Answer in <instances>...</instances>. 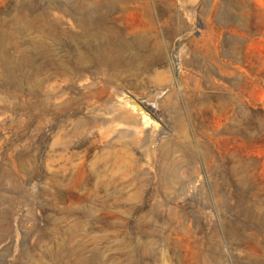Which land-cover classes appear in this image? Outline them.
Masks as SVG:
<instances>
[{"label": "rangeland", "instance_id": "obj_1", "mask_svg": "<svg viewBox=\"0 0 264 264\" xmlns=\"http://www.w3.org/2000/svg\"><path fill=\"white\" fill-rule=\"evenodd\" d=\"M0 264H264V0H0Z\"/></svg>", "mask_w": 264, "mask_h": 264}, {"label": "water", "instance_id": "obj_2", "mask_svg": "<svg viewBox=\"0 0 264 264\" xmlns=\"http://www.w3.org/2000/svg\"><path fill=\"white\" fill-rule=\"evenodd\" d=\"M131 102H133L135 105H136V107H135V111H133V113H131V114H134V115H138V117H139V122H137V123H135V127L134 128H136V127H141V128H144V126H145V122H148V124H149V122L151 123V118H150V114L143 108V106L142 105H140L137 101H135L134 99H131ZM145 117V118H144ZM133 122V121H132ZM141 123L144 125H141ZM133 128V129H134ZM154 132V131H153ZM150 134V131L148 130V129H145L144 128V131H143V134L141 135V137H138V138H143V137H148L149 136V134ZM164 133V130H162V129H156L155 130V132L153 133V140H156V139H158V137L160 136V135H162Z\"/></svg>", "mask_w": 264, "mask_h": 264}]
</instances>
